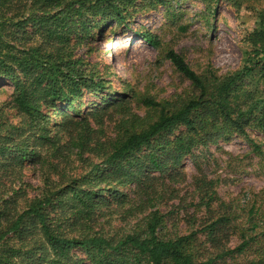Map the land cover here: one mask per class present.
<instances>
[{
  "label": "trees",
  "instance_id": "trees-1",
  "mask_svg": "<svg viewBox=\"0 0 264 264\" xmlns=\"http://www.w3.org/2000/svg\"><path fill=\"white\" fill-rule=\"evenodd\" d=\"M168 3L0 0V83L11 85L8 90L0 87V93L8 96L0 103V264H215L244 253L256 242L254 230L264 228L261 205L253 201L245 219L238 221L239 211H228L213 189L214 183L205 179H196L194 191L206 212L216 216L199 231L174 238L161 234L165 214L158 205L163 181L143 182L137 189L139 199L131 204L135 203L134 210L142 217L130 230L96 231L94 222L96 210L107 196L112 201H126V190L140 180L145 163L165 173L167 163L157 159L154 145L174 129L178 132L162 149L173 165L202 143L231 133L260 153L249 131L264 135V8L256 13L236 70L218 74L208 66L197 73L181 54L169 49L164 51V59L189 83L192 93L171 102L144 96L141 102L147 112L140 116L131 106L132 96L112 91L119 94L118 99L105 97L98 107L87 111L95 119V127L87 118L73 123L69 115L51 121L60 108H73L87 96H102L111 90L76 53L89 24L94 23L96 29L109 23L127 27L138 14L156 15L157 8ZM139 37L155 50L162 48L159 37L150 31ZM8 110L15 111L21 124L10 121ZM111 112L119 118L117 132L105 138L103 125ZM73 127L79 128L75 134ZM61 131L69 133L65 140ZM144 148L150 150L146 162H132ZM29 165L40 179L37 187L23 181V170ZM137 165V171H131ZM147 179L155 181L154 177ZM168 179L176 181V177ZM158 185L163 187L161 191ZM34 189L36 193L31 195ZM67 192L73 194L69 206L59 199ZM57 205L62 209L60 218L52 216ZM64 222L73 229L72 235L65 233ZM244 222L248 225L243 226ZM234 223H242L237 226V245L220 250L218 242L215 256L207 258L194 251L198 232L217 243L215 232ZM74 249L83 251L85 259L73 255ZM251 264H264V248Z\"/></svg>",
  "mask_w": 264,
  "mask_h": 264
},
{
  "label": "rangeland",
  "instance_id": "rangeland-1",
  "mask_svg": "<svg viewBox=\"0 0 264 264\" xmlns=\"http://www.w3.org/2000/svg\"><path fill=\"white\" fill-rule=\"evenodd\" d=\"M168 1L166 6L157 8L156 15L148 13L141 17L142 14H138L127 27L109 23L96 29L94 23L89 24L87 35L76 49V53L79 58L90 64V69L109 83L111 90L104 92L102 96H87L78 104H74L73 108H60L59 113L51 117L52 122L59 115H69L73 123L87 118L91 126L95 127V119L88 117L87 111L98 107L105 97L112 101L118 99L120 93L128 98L132 96L129 101L133 110L140 116L147 112L141 102L144 96L156 101L171 102L192 93L189 83L164 59V51L169 49L181 54L197 73L211 66L218 74H225L240 66L243 51L246 49V36L253 30L256 13L264 8V0ZM207 1L210 2L208 6ZM145 31L159 37L162 50H155L140 39V33ZM0 87L8 90L11 85L1 82ZM7 98L6 93H0V103L5 102ZM8 113L13 124H21V118L14 110H8ZM108 115L111 116L104 122L103 129L105 138H112L117 132L119 118L115 112ZM73 128L75 130L72 133L75 134L79 128ZM176 132L178 129L161 136L154 145L157 159L161 164L167 163L165 173L161 174L149 163H145L139 171L140 180L130 183L126 190L125 202L112 201L107 196L106 203H101L97 208L94 229L111 234L119 230H130L142 217L134 210L135 203L131 204L139 199L137 189L143 182L160 184L163 181L165 188L161 192L163 196L158 205L160 212L165 214L161 234L174 238L199 231L216 215L207 213L204 204L199 201L198 194L194 191L196 179L212 181L213 189L220 202L226 204L227 210L239 211L241 214L238 221L245 219L244 213L249 205L257 201L256 204L262 208L261 225L264 224V135L249 131L251 138H254L260 147L258 154L243 137L231 133L202 143L189 155L182 157L180 164L173 165L167 155L162 153V149L175 137ZM67 134L69 135L67 132H60L64 140ZM159 144L162 145L161 148ZM149 153L150 150L144 148L135 154L131 161L146 162ZM137 167L138 165L133 166L131 171L136 172ZM33 169L29 165L23 170V181L37 187L40 185V179ZM151 177H154L155 181H148L147 178ZM170 177H176V181H169ZM162 188L158 185V191ZM30 193L34 195L35 189ZM72 197V192H67L59 199L69 206L73 202ZM60 208L57 205L52 216L60 218ZM67 216L69 213L65 215ZM239 224L242 223L220 227L215 232L217 243L210 242L205 233L198 232L193 243L194 251L201 254L199 257L207 258L215 256L218 242H221L218 245L220 250L224 246L234 247L240 242V227L237 228ZM244 225L248 224L244 222ZM72 230L67 228V223L64 222V231L68 236L72 235ZM254 234H258L256 242L248 250L240 255L217 260L215 264H251L256 254L264 248V228L255 229ZM71 253L79 259H85V253L80 249H74Z\"/></svg>",
  "mask_w": 264,
  "mask_h": 264
}]
</instances>
